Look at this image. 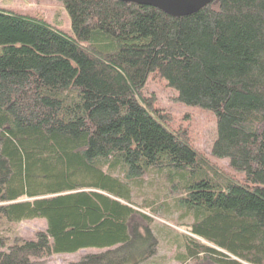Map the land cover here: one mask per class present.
<instances>
[{"label":"trees","instance_id":"trees-1","mask_svg":"<svg viewBox=\"0 0 264 264\" xmlns=\"http://www.w3.org/2000/svg\"><path fill=\"white\" fill-rule=\"evenodd\" d=\"M59 1L71 33L0 10V228L46 222L31 239L0 236V264L92 247L101 250L67 264L154 256V211L131 200L151 173L173 185L190 220V235L174 234L179 264H264V0H213L179 17ZM149 77L214 115L210 153L242 178L171 125L144 91Z\"/></svg>","mask_w":264,"mask_h":264},{"label":"rangeland","instance_id":"rangeland-1","mask_svg":"<svg viewBox=\"0 0 264 264\" xmlns=\"http://www.w3.org/2000/svg\"><path fill=\"white\" fill-rule=\"evenodd\" d=\"M0 10L13 11L25 14L41 15L49 24L59 30L71 33L70 20L59 0H0ZM145 93L155 97V107L161 112L171 116V125L185 130L192 144L202 151L208 158L216 163L223 172L230 173L237 178H242L243 173L232 170L226 158H218L210 153L211 144L216 135V121L214 115L197 106H188L179 103L176 99V92L166 86L164 80L149 77L146 83ZM170 125V126H171ZM139 188L131 187V200L135 204L148 206L154 211L153 229L160 234V240L154 256L140 264H179L175 260L177 253L175 231L187 233L186 226L190 220L183 218V212L177 209L178 202L174 187L164 177L155 173L145 175L141 178ZM142 211H144L142 209ZM149 210H145L148 212ZM168 211V212H167ZM46 222L43 218L25 219L17 223L6 224L0 228V236L10 244L15 237L31 239L36 230L45 228ZM164 232V233H163ZM166 232V233H165ZM197 238V237H196ZM198 239V238H197ZM200 243L205 241L198 239ZM99 248H86L72 253H59L52 255L44 264H67L80 259L86 253H96ZM163 257L162 260L160 258ZM184 264H195L187 261ZM207 264V263H204Z\"/></svg>","mask_w":264,"mask_h":264},{"label":"water","instance_id":"water-1","mask_svg":"<svg viewBox=\"0 0 264 264\" xmlns=\"http://www.w3.org/2000/svg\"><path fill=\"white\" fill-rule=\"evenodd\" d=\"M124 3L152 6L170 16L189 15L207 6L213 0H118Z\"/></svg>","mask_w":264,"mask_h":264}]
</instances>
